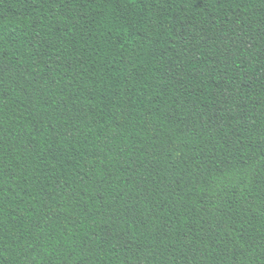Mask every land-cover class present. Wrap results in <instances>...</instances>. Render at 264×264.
Here are the masks:
<instances>
[{
  "label": "trees",
  "instance_id": "obj_1",
  "mask_svg": "<svg viewBox=\"0 0 264 264\" xmlns=\"http://www.w3.org/2000/svg\"><path fill=\"white\" fill-rule=\"evenodd\" d=\"M0 264H264V0H0Z\"/></svg>",
  "mask_w": 264,
  "mask_h": 264
}]
</instances>
